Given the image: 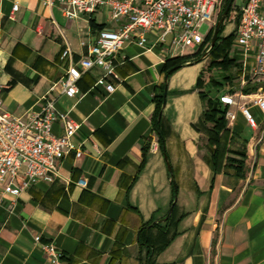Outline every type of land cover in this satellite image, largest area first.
Returning <instances> with one entry per match:
<instances>
[{
  "label": "crops",
  "instance_id": "1",
  "mask_svg": "<svg viewBox=\"0 0 264 264\" xmlns=\"http://www.w3.org/2000/svg\"><path fill=\"white\" fill-rule=\"evenodd\" d=\"M244 3L233 0L231 18ZM120 23L105 9L69 20L59 0H0V112L25 118L52 98L59 116L79 124L73 140L84 152L60 161L53 183L21 191L13 211L7 197L0 200V264H52L42 249L49 243L59 264H147L148 251L149 264H264V112L253 105L256 94L264 95V80H253L254 53L237 49L245 78L231 95H242L256 128L236 107L227 111L235 115L227 121L232 146L247 155L245 175L231 169L215 175L197 87L206 62L192 59L170 76L164 71L168 60L200 47L181 54L170 50V37L160 44L148 33L145 46L136 39L123 44L113 93L94 88L102 75L96 67L83 73L76 97L50 91L64 77L66 48L74 61L86 58L100 32ZM236 28L229 23L222 37ZM162 87L163 147L152 127ZM213 91L212 99L221 94ZM65 125L59 118L53 134L63 135Z\"/></svg>",
  "mask_w": 264,
  "mask_h": 264
},
{
  "label": "built area",
  "instance_id": "2",
  "mask_svg": "<svg viewBox=\"0 0 264 264\" xmlns=\"http://www.w3.org/2000/svg\"><path fill=\"white\" fill-rule=\"evenodd\" d=\"M59 4L63 16L69 20L105 9L111 21L121 22L117 30L100 32L86 58L74 61L69 48L60 55L61 60L67 62L66 71L50 91L59 89L62 95L73 98L79 94L78 82L83 73L95 67L102 70V75L96 79L94 88H103L108 94L116 90V56L125 42L136 39L140 46H145L146 34L156 33L160 44L166 43L170 37V50L181 54L203 45L205 39L199 30L202 24L212 21L219 0H59ZM262 5L264 0H245L235 31L236 48L254 53L252 77L256 81L264 80ZM12 10L17 11L18 5H14ZM241 97L240 93H227L220 97V101L225 106L239 109L248 125L255 129V120L249 108L240 104ZM1 105L0 100V109ZM253 105L264 112V95L256 94ZM59 118L66 121V125L63 135L55 136L52 126ZM225 119L232 122L235 115L227 112ZM79 127L78 123L57 114L52 98L40 107L39 112L25 118L0 112V200L5 197L10 200V211H13L21 191L39 182L53 183L59 162L70 153L75 152L76 159L83 157L80 145L73 140ZM21 175L18 187L10 185ZM77 184L86 186L83 180ZM35 240L40 242L39 237ZM42 249L52 264H59V255L53 244H45Z\"/></svg>",
  "mask_w": 264,
  "mask_h": 264
},
{
  "label": "trees",
  "instance_id": "3",
  "mask_svg": "<svg viewBox=\"0 0 264 264\" xmlns=\"http://www.w3.org/2000/svg\"><path fill=\"white\" fill-rule=\"evenodd\" d=\"M230 0H227L224 8L221 10L218 20L220 19L222 13L224 12L226 6L228 5ZM232 8L230 9V12ZM229 12V13H230ZM229 15V14H228ZM239 16L237 25L239 23ZM223 33V24L221 25L218 33V38L216 43L211 47L212 38H210L211 33L206 37L204 42H208L210 44L211 49H209L208 57L211 58L210 64L208 65V69L212 71L214 68L221 69L223 71L229 70L234 60L231 57V52L229 51L230 46L233 44L235 39V34H230L227 37H222L221 34ZM204 45V44H203ZM200 46L201 47L203 46ZM205 53V52H204ZM201 51L195 56H184V57H176L173 59L168 60L164 65V71L166 72L167 76L172 75L176 70L183 67L184 64L190 62L192 59H197L200 57ZM200 62L199 59L196 60ZM203 73L197 78V87L199 90V96L201 102L204 107L203 111V120L202 124L209 125L210 127L207 129L208 133V147L210 150L209 153V167L212 170L213 174H219L225 169H231L235 172V175L238 178L244 177L245 175V168H246V159L247 155L245 150L237 149L232 146V143L235 141V136L232 134L227 128V120L226 113L228 111V106H225L221 103L220 97L211 98L210 93L211 91H215L216 93H221L224 90V83L209 77L208 82L204 83ZM229 79L228 76L224 78V80ZM211 84V91L205 90V86ZM164 87V86H163ZM161 88V92L154 97L155 102V111L152 117V127L155 133H157V137H159L160 146L163 147L165 144L164 137H162V126L163 121L161 118L162 107L164 104V92ZM245 93H248V90H244ZM228 93H234V91H228ZM174 194L175 189H174ZM146 246V245H145ZM147 247V246H146ZM148 249V247H147ZM148 261L147 264L151 263V257L153 256L151 251H148Z\"/></svg>",
  "mask_w": 264,
  "mask_h": 264
},
{
  "label": "rangeland",
  "instance_id": "4",
  "mask_svg": "<svg viewBox=\"0 0 264 264\" xmlns=\"http://www.w3.org/2000/svg\"><path fill=\"white\" fill-rule=\"evenodd\" d=\"M227 0H224L223 1V4H222V8L221 10L224 8L223 6H225ZM238 2L235 1V5L237 4ZM232 11H233V6H232ZM232 11L229 13V15H227L226 19L224 20V23H223V33L221 34V36L224 34V30H225V26L226 25H229V23H234V25L236 24L237 25V19H238V12H236V14H234V16L231 18L232 16ZM218 15V13L216 14ZM219 17V15H218ZM216 19H214L213 22H206L204 24H202L201 28H200V34L203 36L204 39H206V37L211 33L210 35V38H213V34H214V31H215V26L217 24V22L220 20H218L217 17H214ZM221 18V17H220ZM235 34V31H232L230 34ZM224 38V37H223ZM209 48H210V44H209V41L207 42H204V45L201 47V49H199L201 51V54H203L204 52V55H200L199 59L200 61H205L206 63V69H205V75H204V83H207L208 82V79L209 77L213 78V79H216L218 81H221L222 83H224V90L227 91H234V90H237L239 89L238 88V85L240 84V82L242 81V79H244L245 77L243 76V73H244V61H241L240 59H237L236 58V53H238L237 51V48L235 46V39L233 41V44L230 46V49L229 51L231 52V57L233 58L234 60V63L232 65V67L227 70V71H223L221 69H217V68H214L212 71H210L208 69V65L210 64V60L211 58L206 56V58H204L205 54H207L209 52ZM199 51H195V53H193L192 55H188V56H195ZM235 56V57H234ZM239 56V55H238ZM195 59V60H197ZM228 76L229 79L227 80H224V78ZM205 90L207 91H211L212 87H211V84H208L206 85L205 87ZM233 89V90H232ZM222 91L221 94L218 95V97H221L223 96L224 94H227V92L225 91ZM214 92V91H213ZM231 94V93H230ZM211 95V94H210Z\"/></svg>",
  "mask_w": 264,
  "mask_h": 264
},
{
  "label": "water",
  "instance_id": "5",
  "mask_svg": "<svg viewBox=\"0 0 264 264\" xmlns=\"http://www.w3.org/2000/svg\"><path fill=\"white\" fill-rule=\"evenodd\" d=\"M232 5H233V0H230L229 3H228V5L226 6L224 12L222 13L220 20L217 22V24H216V26H215L214 34L212 35L213 38H212V42H211V47L216 43L217 38H218L217 35H218V33H219V29H220L221 25L224 23V20L226 19L227 15L229 14L230 9L232 8ZM211 47H210L209 49H211ZM206 56H208V53L205 54L204 58H206ZM166 79H167V76H166ZM164 96L166 97V88H165V94H164ZM165 160H166V162H167L166 165H167V167H168V170H169V172H171V166H170L171 164H169V162H168V158H167L166 155H165ZM175 202H176V199H175V201L173 202L172 207L170 208L169 215L171 214V212H172V210H173V206H174Z\"/></svg>",
  "mask_w": 264,
  "mask_h": 264
},
{
  "label": "flooded vegetation",
  "instance_id": "6",
  "mask_svg": "<svg viewBox=\"0 0 264 264\" xmlns=\"http://www.w3.org/2000/svg\"><path fill=\"white\" fill-rule=\"evenodd\" d=\"M212 42V41H211Z\"/></svg>",
  "mask_w": 264,
  "mask_h": 264
}]
</instances>
